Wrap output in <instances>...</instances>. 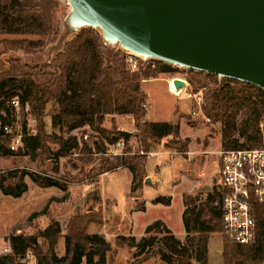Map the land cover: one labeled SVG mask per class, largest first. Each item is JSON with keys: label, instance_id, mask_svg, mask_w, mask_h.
<instances>
[{"label": "trees", "instance_id": "16d2710c", "mask_svg": "<svg viewBox=\"0 0 264 264\" xmlns=\"http://www.w3.org/2000/svg\"><path fill=\"white\" fill-rule=\"evenodd\" d=\"M56 0H0V35L37 36L36 39L3 38L0 40L3 52L19 49L24 52L37 51L47 42L49 33L57 35L58 25H53L52 8ZM12 61V60H10ZM18 61L19 60H14ZM138 70L130 72L126 63V55L117 48L106 46L100 34L92 28H83L75 33L69 41L63 44L60 52L53 58V65L46 66L50 72H40V82L35 81L32 73L22 70L12 64L9 70L0 71V90L10 85L22 89L17 95L15 91L6 92L0 99V119L11 124L14 120L13 110L7 105V100L17 96L22 117V149L23 154L31 160L43 161L46 158L57 160L71 149H78L76 136L71 134L76 128L88 126L97 131L108 144L115 143L119 138L127 140L135 137L143 154L116 156L114 161L106 160L99 166L100 172L117 166H127L132 174L130 189L135 191L140 187L145 177L146 153L152 151L161 140L167 136H178V124L168 121H148L146 108L142 106L147 95L142 89L141 80L155 77L157 72L170 70V66L156 59L139 62ZM24 66V67H23ZM22 67V68H21ZM19 68V69H17ZM17 72L16 74H12ZM192 84L202 88V109L212 122L222 124L223 149L236 148L242 145L256 146L260 144L258 122L264 120V90L258 86L232 78H218L209 72H197ZM46 75V76H45ZM55 104V112L51 125L58 127L64 137L47 133L44 116L49 101ZM34 116L37 125L36 133L29 134L26 129L25 105ZM127 114L133 121V134L117 130L113 124V115ZM110 116L111 126L104 127L101 123ZM245 137L243 143L231 138L233 133ZM1 134V131H0ZM48 142L58 145L56 150L48 146ZM188 139H176L175 147L185 151ZM102 143V142H100ZM96 152H104V147H98ZM92 148L86 142L82 143L80 152ZM89 152V151H87ZM12 149L0 145V156L14 155ZM57 171V166L51 168ZM13 169L2 172L0 190L2 194L13 197L26 191L23 180L26 171ZM31 181L40 187L57 186L65 189L66 181L49 174L30 173ZM13 178V182H6ZM196 198L183 195L184 211L182 221L186 235L179 240L166 227L163 221L155 220L144 229V235L136 239L132 235H117L116 244L133 247L132 257L138 263L151 256L158 255L165 264H208V236L213 232H221L218 192L208 195L199 204ZM169 203V198L156 197L153 203ZM46 211V207L42 208ZM33 212L30 216L36 215ZM98 217L92 213L74 212L66 224L65 232H61L57 220L51 219L47 225L36 234L22 237L24 248L35 250L36 264H106L110 243L97 233H90L91 224L98 223ZM257 225L256 239L251 244H237L224 238L222 255L224 264H261L264 262V204H258L255 209ZM40 238L46 245L43 251L37 242ZM63 239V254L55 251L58 240ZM140 257V258H139ZM136 261V260H135ZM136 261V262H137ZM12 263L8 254L0 255V264Z\"/></svg>", "mask_w": 264, "mask_h": 264}, {"label": "rangeland", "instance_id": "374dc122", "mask_svg": "<svg viewBox=\"0 0 264 264\" xmlns=\"http://www.w3.org/2000/svg\"><path fill=\"white\" fill-rule=\"evenodd\" d=\"M55 2L56 6L52 8V19L53 25H58L57 35L55 36L53 33H49L50 35L46 39L47 42L44 46L37 51H32V53L24 52L19 49L3 52V46H1L2 44L0 42V71L9 70L12 64H18L20 66L26 64L27 67L23 66L24 68L22 70L38 73V77L36 75L32 76V78L37 82H40V79H42L40 72H50L46 66L50 64L53 65V58L61 51L63 44L66 41H69L73 36V34L69 35L66 27H63L64 17L71 10L69 0H56ZM22 37L29 39L38 38L37 36L32 35L19 36L4 34L0 35V40L3 38ZM144 59L149 60L154 58ZM14 60H19V62ZM164 63L168 64L172 69L157 72L155 77H151L152 80L143 83V88L147 92L150 88H153L156 93L155 94L152 90L151 95L155 94V96H151L149 94L150 99L147 117L149 119H155V117H157L160 120H170L171 123L178 124V136L174 137L170 135L164 137L160 144L150 152L157 153L156 151L162 150L167 154V156L177 155V153L180 156L187 150H193L198 154L205 152L206 154H199V156H206L204 159L206 158L207 164L204 171L206 176H210L208 187L213 189L217 181V174L212 168L218 158V151L223 149L221 133L222 124L220 122L210 121L202 109V88L196 89L194 84H192V79L197 78V72L199 71L168 62ZM16 73L17 72L13 71L12 74ZM174 77L183 78L189 86L186 92H182V96L180 97H175L168 90V82L171 80L172 83V78ZM159 78H164V80ZM218 78L220 77L218 76ZM170 88L173 90L172 84ZM11 91H15L17 95L22 93V89L14 88L8 85L0 90V99H4L6 92ZM197 98L200 100V106L196 103ZM174 99L179 100L180 105L178 106L176 103L173 108L172 100ZM145 102L147 105V101ZM179 107L181 108V111H179ZM55 109L56 107L54 102L52 100L49 101L46 107L45 116L43 117L45 130L47 133L55 135L61 133L64 137H66L67 134L65 132H60L58 127H53L51 125V118ZM23 112L25 113L24 119L26 120L27 132L29 134L36 133L37 122L34 116H32L29 112L28 104L27 109L25 110L24 107ZM172 113L174 117H172ZM105 118L106 119L103 120L101 126H111L112 122L109 120L110 116H106ZM15 121L16 117L13 121H11L13 133H15L17 126L22 123L21 110L19 112L18 121ZM114 123L115 122L113 121V124ZM114 127L118 128L116 124ZM71 134L77 138L79 144L78 149H71L66 155L59 156L57 160L48 157L43 161L31 160L26 154H23V150H20L22 149L20 147L12 149L15 144L11 141V138L9 136H0V145L12 149L15 152L14 155L0 156V178L2 177V172L4 171L13 169L22 171V169H24L23 171H26V173L23 174V180L27 185L26 191L18 197L4 195L0 190V255H10L12 257V263L9 264H26L22 261V258L26 250L29 249L33 255V261H30L29 264H36L37 256L35 250H32L30 247L24 248L22 237L36 234V232L44 228L51 219L59 222L61 232L64 233L67 221L74 212L78 211L82 214L89 212L99 216V222L90 225V232L100 231L104 225H107L103 228L106 231L105 235L109 240L108 242L111 245V249L107 253L106 264H140V262L138 263L137 261L139 259H132V251L128 246L115 243V237L118 233H121L127 225V222L125 221V204L127 205L128 201L124 199V196L122 195L126 178H124L122 173L119 174L117 172H112L120 166L107 170L103 173L100 172L99 166L104 164L103 162L106 160L114 161L116 156L120 157L133 154H143V151L139 148L135 137H133L129 140V143L121 154H106L105 152L109 144L104 140L102 141V139H99L102 143L99 142V145L97 146L104 147V152H96V146L93 147V149H88L87 151L89 152L85 150L80 152L82 143L86 142L88 146L92 148L90 144L91 140L95 139L96 136L99 137L100 134L88 126L76 128L71 131ZM185 138L188 139L186 150H178V148L175 147L176 139L183 141ZM231 138H236L239 143H243L245 141V137L238 135L237 132H234ZM47 144L52 150H56L58 148L56 143L48 142ZM145 156L148 157L147 153ZM53 166H57V171H53L51 169ZM109 171L112 173H109L104 178L105 181H108L106 184L107 190L116 198V203H110L107 208L106 204L102 203L98 193L100 185L103 183V178L100 179V176L104 173H108ZM34 172L39 174H49L61 179L62 181H66V186L69 191L67 190L68 192L65 195L61 193L59 197L54 193H51L54 191L52 188L40 189V186L34 184L29 177L30 173ZM145 178L146 172L144 179L141 181L140 187L145 184ZM13 181V178H8L6 180L8 183ZM111 182H114L117 186H114ZM87 190L88 192L86 193ZM49 194L50 197H48ZM130 202H132V200ZM44 207H46V211L43 212V214H40V212H42V208L44 209ZM33 212H37V214L29 218ZM112 212H116V214L120 216V219L116 222V224L115 220L117 217L114 214H110ZM155 213L156 211L153 210L147 216L145 214H133L130 219L132 222V231L137 233L139 231L140 224L144 220H148L150 216ZM111 222L113 223L110 224ZM37 242L39 245V251L40 245L42 250L45 251V243L40 238H37ZM223 242L224 238L221 232H213V234H209L208 264H224L222 255ZM8 243H10V245H8ZM7 247L9 250H5ZM55 251L59 255L63 254L62 238L58 240ZM154 258V261L150 258L148 262H142L141 264H159L157 257Z\"/></svg>", "mask_w": 264, "mask_h": 264}, {"label": "water", "instance_id": "95a60500", "mask_svg": "<svg viewBox=\"0 0 264 264\" xmlns=\"http://www.w3.org/2000/svg\"><path fill=\"white\" fill-rule=\"evenodd\" d=\"M69 5L63 21L69 35L92 28L105 45L122 52L264 90V0H69ZM172 83L185 86L178 77Z\"/></svg>", "mask_w": 264, "mask_h": 264}, {"label": "crops", "instance_id": "0c3cea01", "mask_svg": "<svg viewBox=\"0 0 264 264\" xmlns=\"http://www.w3.org/2000/svg\"><path fill=\"white\" fill-rule=\"evenodd\" d=\"M2 46V45H1ZM3 50V49H2ZM155 79V78H154ZM157 79V78H156ZM161 80H164V78H159ZM151 79H144L142 80V89L147 95V107H146V119L148 121H168L170 120H160L157 117L155 119H149L147 117L148 113V105H149V99L151 95V91L153 88L149 89V93L143 88V83L150 81ZM170 86H171V80H169ZM173 85V84H172ZM169 90V89H168ZM154 91V90H153ZM170 92V91H169ZM155 93V91H154ZM150 94V95H149ZM156 94V93H155ZM155 94L151 96H155ZM172 95V94H171ZM177 103L179 106V100L174 99L172 100L173 108L174 105ZM172 108V112H173ZM179 111H181V108L179 107ZM172 117H174L172 113ZM111 118V117H110ZM106 119V118H105ZM113 121L115 122L117 129L120 131H125L133 134L135 132L133 121L130 115L127 114H115L112 117ZM110 120V119H109ZM106 127V126H104ZM100 137V136H99ZM98 136L95 137V139L91 140V147H95V143H99L102 139ZM94 138V136H93ZM133 138V135H131L126 141L129 143V140ZM157 153H154L151 156H148L145 163V171H146V178H145V184L136 189L135 191H131L130 184H131V178L132 174L127 166H120L117 167L112 172L122 173L124 178H126V183H124L122 195L124 196V199L128 201L126 206V217L125 221L127 222V225L121 231V233H118L117 235H132L136 239H139L142 235H144V229L145 227L152 223L155 220H161L164 222L166 227L170 229L172 234L179 240L183 241L186 235V231L184 229L183 221H182V213L184 211V204H183V195L187 194L194 198H196L195 202L196 204H199L200 202H203L207 199L208 195L214 194L215 191L218 192V176L217 181L215 183V187L211 189L209 186L210 176H206V173L204 171L207 160L204 157L199 156L206 154L205 152L196 153L193 150H187L184 152L183 155H180L177 153V155H171L167 156L165 152L156 151ZM213 171L217 174L218 170V158L214 163ZM109 171L108 173H104L100 176V179L103 178V183L100 185L99 188V197L102 200L103 204H106L107 208L110 203L115 202L116 198L111 195V192H108L106 184L108 181H105V176L109 173H112ZM148 179V181H146ZM114 186H117L114 182H111ZM44 188H52L54 191L51 193H54L56 196L65 195L69 190L66 186L65 189H61L57 186H49V187H40V189ZM68 190V191H67ZM88 190L86 191V193ZM23 194V193H22ZM163 196L165 198H169V203L164 204L161 202L153 203V200L156 197ZM50 197V194L48 195ZM47 197V198H48ZM63 197V196H62ZM46 198V200H47ZM219 198V194H218ZM132 200V202H130ZM155 210L156 213L151 215L148 220H144L139 227V231L137 233L132 231L130 221L133 214H145L146 216L150 214L151 211ZM40 214H43V212H40ZM110 214H114L117 219L116 222L119 221L120 216L116 214V212H112ZM140 218V217H138ZM114 222V221H113ZM111 222L110 224H112ZM107 225H104L105 227ZM101 228L100 231L97 232H90V233H97L105 238V240L109 241L106 238L105 230L104 228ZM19 232V231H17ZM213 234V233H211ZM105 235V236H104ZM10 245V243H8ZM132 251H134L133 247H129ZM7 249H9L7 247ZM132 257V256H131ZM154 257H157L158 263L162 264L164 263L158 255L151 256L148 259H145L140 262L146 263L152 258V261L155 260ZM140 258V257H139ZM132 259H135L132 257ZM165 264V263H164Z\"/></svg>", "mask_w": 264, "mask_h": 264}, {"label": "built area", "instance_id": "2783aa9c", "mask_svg": "<svg viewBox=\"0 0 264 264\" xmlns=\"http://www.w3.org/2000/svg\"><path fill=\"white\" fill-rule=\"evenodd\" d=\"M126 55L128 70L134 72L139 68L140 60L146 59L131 53L123 52ZM184 87L170 88L169 91L175 96H182L189 87L187 82ZM144 80V79H142ZM141 80V81H142ZM173 84V83H172ZM196 103L200 106L199 98ZM7 105L12 108L16 121L19 118L20 103L17 96L7 100ZM146 108V102L142 104ZM27 104L25 105V110ZM15 121V122H16ZM0 136H9L15 146L22 148V128L17 126L15 133L12 132V125L2 122L0 119ZM258 133L260 144L256 146H239L218 151V194L219 210L223 237L237 244H251L256 239L257 225L255 209L258 204H264V120L258 122ZM128 142L119 138L115 143L109 144L106 154H121ZM154 152H148L151 156ZM2 177L0 178V182ZM9 250V249H5ZM22 261L29 264L33 261V255L29 249L23 255Z\"/></svg>", "mask_w": 264, "mask_h": 264}]
</instances>
